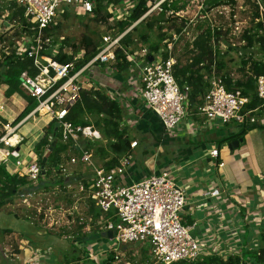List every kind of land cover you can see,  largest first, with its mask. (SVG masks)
<instances>
[{
    "label": "built area",
    "instance_id": "2783aa9c",
    "mask_svg": "<svg viewBox=\"0 0 264 264\" xmlns=\"http://www.w3.org/2000/svg\"><path fill=\"white\" fill-rule=\"evenodd\" d=\"M98 0H12L17 6L23 7V18L29 26L23 32L22 40L15 47V54L23 53L32 59V68L36 74L31 76L28 71H23L20 78V89L29 98L36 102L35 107L17 124L5 123L0 133V167L3 166L11 176L24 177L26 184L19 189V197L24 200L34 195V190H26L31 186L36 187L46 176L47 168L38 162V156L34 151L28 153V160H19V147L25 138L17 131L31 118L48 117L49 123L58 124L60 140L69 144L76 150L58 166V171L63 176L68 174V166L78 164L87 165L90 172L77 175L74 180L78 182L74 187L70 184L64 186L73 190V206L68 211V216L78 212L75 203L83 201L84 206L91 203L99 211L104 220L98 219L102 226V232L111 231L112 240L116 245L139 244L148 247L149 253L158 264H171L182 260L194 261L206 255L204 248L199 247L201 241L192 237L189 227L183 223L182 213L186 205V195L182 187L175 182L171 170H162L157 174L148 175L138 181L124 184L123 176L131 164L130 153L121 156L116 166L106 168L96 165L92 158V150L83 146V141L91 143L103 141L100 132L92 125H75L67 120L69 112L79 100L82 90H97L90 81H83V75L93 76L99 67L104 72L111 74L115 63V49L120 46L122 37L141 19L151 12L160 13L162 6L172 0H148V10L143 17L134 23L128 30L116 36L104 35L98 52L88 62L77 67L82 55L77 53L73 61L60 63L54 59L59 52L62 38L55 44L53 36L46 30L57 25V19L62 14L85 16L92 14ZM107 13L109 21H123L130 16L133 0H100ZM172 14V12L168 13ZM177 15V13H176ZM0 19V26L10 25ZM11 28L16 26L13 22ZM8 29V28H7ZM6 29V30H7ZM185 30V29H183ZM163 41L162 47L157 52H150L145 47L136 54H127L130 63L128 68V81L134 85L133 96L138 99L144 108L153 115L158 116L164 133L167 135L186 134L182 124L188 126V133L194 131L198 123L218 122L221 125H264V75L255 79V95L260 104L254 108L248 107L250 97L243 95L240 90L228 91L221 77L216 74L215 66L211 73L204 76L207 89L201 98V103L196 111L191 113L189 109V87L179 86L174 75L177 61L173 57L174 43ZM169 43L171 45H169ZM166 47H165V46ZM79 51V52H80ZM7 53V51H4ZM63 53L72 55L64 47ZM164 53L167 57L164 58ZM152 60L149 61L148 57ZM110 72V73H108ZM97 74V73H95ZM197 118L198 120L196 121ZM132 121L122 120V126L132 125ZM49 140H52L49 137ZM137 146L136 141H131L130 149ZM47 154V150L43 157ZM209 156L217 159L218 149L210 150ZM10 158H15L14 165L10 164ZM217 166L223 163L217 162ZM57 171V170H56ZM215 197L219 190L214 189L206 193ZM82 220V217H80ZM229 255H213L226 258ZM241 255V254H236Z\"/></svg>",
    "mask_w": 264,
    "mask_h": 264
},
{
    "label": "rangeland",
    "instance_id": "374dc122",
    "mask_svg": "<svg viewBox=\"0 0 264 264\" xmlns=\"http://www.w3.org/2000/svg\"><path fill=\"white\" fill-rule=\"evenodd\" d=\"M176 1L178 3V6H184L180 11L177 12V15L174 14L173 16L168 14L169 20L166 16L164 20L159 19L160 15L156 11L151 12L149 15L142 19L144 21H142V23L137 27V32L132 35V54L139 53L144 47L149 51L150 43H158L161 47L164 40H160V35L164 34L166 35V38L169 37V42H171L173 39H177L174 43L173 51V57L175 58L177 63L181 65L187 64L192 56V53L186 52V50L184 49V45L186 43H191L196 37L198 31H200L196 28V26L206 21L211 27H214L218 31H220L218 37L214 38L211 42L212 47L219 53H221V56H219L218 59L222 66L219 70H216V74L218 76L229 75L233 80H238L242 78L243 74V68L241 65L242 60H246L250 57L257 61H264V49H261L257 42H254L251 48H243L246 45V41L242 37L245 30H249L250 34L257 33L258 35H260V32L257 31L256 28H254V23H256V21H253V0H235L233 4H222L206 13L203 12V0ZM11 2L12 0H0V19L2 18V16H4V20L10 24L6 25L5 23L4 26H0V35H3L2 40H0V59L1 53L3 51H10L11 49H14V47L18 46L17 44L22 40L23 36V34L20 33V30L16 28V26L11 28V25H14L13 22H16V20L13 21L10 19V13L15 11V9L9 10ZM100 5L102 6L101 15H104V13H107L106 8L104 7V4L102 2H100ZM95 17L96 16L94 13L85 16H76L69 14L67 15V17L61 14L57 19V24L59 26L53 34V41L56 43L57 41H59V38H62L66 41V44L64 45L66 46L65 48L67 52L70 51L71 54L76 55L75 53L78 50H85L84 44L82 43L83 37H87L88 39H90L92 46L99 47L104 35L116 36L121 33V30L116 23L119 21H109L108 19L110 16H108L107 21L103 23L101 21H96ZM172 17H177V19ZM180 19L184 20L187 25L186 29L183 30V32L179 35L176 34L174 30H176V28L180 26ZM149 24H151L152 26L151 29L147 27V25L149 26ZM141 35H147L148 42H143L140 39ZM169 45L171 44L169 43ZM78 53L79 56L82 55L81 51ZM113 72L114 70L112 68L111 74H107L104 72V69H102V67H99V70H95L93 72V76L91 77V74H88V78L87 74H84L82 80L85 82L87 80H91V82L101 92L117 100L121 108L125 109L128 107V94L126 93H128V90L133 92L134 85L130 84L127 76L124 74L125 79L121 84L122 90L120 93V97H114V95H110L107 90H112L116 82L113 79ZM116 90L118 89L115 88L113 91ZM32 102L33 105L36 104L34 100ZM26 105L27 102L19 95L13 94L9 97L6 96L4 87L2 86V84L0 85L1 118H5L6 121L13 123L14 119L21 113V107H26ZM143 113V109H140L139 115L143 116ZM262 115L264 116V112L262 113ZM126 117L123 116L122 119ZM1 118L0 122L5 123ZM89 119L90 121L94 120L93 117H89ZM262 121L264 124V119H262ZM190 124L191 123L185 126L184 124H182L181 128L186 130V135L191 136L185 138L190 141V144L192 146H197L199 144L195 142L194 136L197 135L202 138V136H205L206 133L211 132H214L217 135L219 132L213 131L212 128L219 127L221 125L218 122L207 123V125L205 126L198 123L194 126V131L189 134L187 128ZM48 126V117H33L23 125H21L17 132L21 134L25 138V140L19 147V160H28V153L30 151H34V143L43 137L44 132L47 130ZM232 126L235 129L237 127H240L236 126L235 124H233ZM260 129L264 130V127ZM238 130L239 129H236V131ZM257 133L264 134L259 129L257 130ZM134 134H136L135 136H137L138 138L135 137ZM183 134L184 133L178 134V137L173 140V148L169 146L168 143L170 149L168 150L167 148L165 149V146L163 144H159L157 141H154L152 139V142H155L157 146L150 145L149 143H140L139 145V141L142 140H140L141 136L135 133L133 127H130L129 136L131 138V141H133V139H135L136 141L139 140V147L134 150L133 154L131 155L132 159L134 160L132 163H136L137 165L141 163V165L143 166H152V164H155L153 161L158 159V153L161 152L160 159L163 160L164 164H169V161L173 162L169 164V168H167L166 170H171V172H173L176 184L182 187V185H184V182L183 180L178 178V173L175 172V167L176 164H180V162H182L180 158L185 152L182 147L190 146L189 144H183ZM262 136L263 135H261V137ZM204 143V145L208 149H210L211 146L215 145L216 142L206 140L204 141ZM100 145L103 146L102 149L105 148L104 151H97L100 149ZM99 146L100 147L91 149L93 152L92 160L96 165L104 166L105 163L113 156V154H111L110 150L107 149L104 139L103 141H100ZM143 148L147 150L148 155L142 157L140 152H142ZM222 149L223 151L229 153L227 145ZM72 155L73 154L70 153V156ZM169 156H171V158ZM176 157L179 158V161L175 159ZM223 157L226 158V155H222L221 160L224 161ZM9 160L10 164L14 165L16 159L10 158ZM66 167L68 170V174L65 176H63L62 172L56 171V167L50 168L48 170L50 172H48L44 180L40 182L45 186H41L40 191L34 193V195H32L30 199L24 200L23 198L19 197V195L21 194L19 191L21 186H19L17 188V191H15L12 195L5 198L3 205L0 207V264H91V260L95 261L96 264H106L105 261L107 259L110 264H158L153 259L148 249L145 250L146 246L144 245L128 244L127 246H119L116 245L115 242H113L114 240L102 238L99 235L95 236L102 225L99 224L98 221L94 222L93 219L89 220L90 215L87 214L88 209H86V207L84 206L83 201H79L76 204L79 213H75L73 216H68V211H70L74 199L72 198L71 194L65 192V188H63L62 182H64L66 179H70L68 181L73 182L71 185L75 186L78 183H75L76 180H74L76 176L90 172L91 168L83 164H78L73 168L68 165ZM214 167H212L213 171H215L216 169ZM221 171L222 170H219V172ZM37 186H39V184ZM28 189L29 188H26V190ZM40 207L42 208V210H40ZM49 208L51 210L46 211ZM45 211L48 214V219L46 220V222H43ZM184 214L185 211H183L182 216ZM80 217H82V220L80 219ZM99 218L100 220L105 219L104 216L100 215ZM27 221H30L36 227H43L45 231L47 230L48 232H56L61 234L63 236L61 239L62 242H57L58 244H56V246L60 247V249L56 252L51 251L53 254L50 253V251H45V253H41L38 255V253L36 254L35 251H33V255L31 257L24 256L23 248L32 247L31 241L29 240L27 242V240L25 239V234L30 235L31 232H34L33 227ZM51 221H56V223L51 228H48L47 224L48 222L51 223ZM94 236L98 239H96L95 242L90 245L81 244L80 241H77L76 245L69 244V242L72 243L71 241H76V239H74L76 237L79 238L78 240L82 241L87 239V237L88 239L90 237L94 238ZM68 237H71L73 239H68ZM222 237H226V235H222ZM29 238L31 240H34L35 236H31ZM41 238L47 239L44 237ZM241 240L242 242L244 241V239L242 238ZM262 244L264 246V243ZM199 247L205 248L206 245L204 242H202ZM34 254L39 258H36ZM51 254L53 256H51ZM85 254H87V256H85ZM65 257L68 263L64 261Z\"/></svg>",
    "mask_w": 264,
    "mask_h": 264
},
{
    "label": "trees",
    "instance_id": "16d2710c",
    "mask_svg": "<svg viewBox=\"0 0 264 264\" xmlns=\"http://www.w3.org/2000/svg\"><path fill=\"white\" fill-rule=\"evenodd\" d=\"M100 2V0L97 1L93 13L96 16V21H101L104 23L107 21V17L110 15L108 13H104V15H101L102 6L100 5ZM132 2L133 7L131 9L130 16L126 20L116 22L121 30V33L128 30L134 23L139 21L148 10V0H133ZM234 2L235 0H203V12L206 13L222 4H233ZM177 4L178 3L176 0H172L169 5L164 4L162 6V11L158 13L160 15L159 19L164 20L166 16L169 20L168 13L170 12H172L171 15L174 16V14L180 11L184 6H178ZM252 5L254 8L253 21H256V23H254V28H256V30L260 32V35H258L257 33L250 34L249 30H245L242 37L246 41V45L243 48H251L254 42H257L260 48L264 49V0H253ZM12 9H15V11L10 13V19L13 21L16 20V28H18L20 30V33L22 34L25 31L27 34H29V31H27L28 28H26L27 26H29V24L26 23L23 18V7H19L14 2H11L9 10ZM67 15L69 14H64V16L66 17ZM172 18L177 19V17ZM142 21L144 20L141 19L138 24H135L122 37V39L120 40L121 47H117L115 49L114 53L116 61L112 66L114 70L113 78L119 80L121 83H123L125 75L127 76L128 68L130 66V63L127 60L126 56L127 54L132 53V35L137 32V27L142 23ZM180 22V26L177 27L176 30H174L175 33L179 35L183 32V29H186L187 25L184 20L180 19ZM58 26L59 25L57 24L54 28L46 30L47 34L53 36L55 30L58 29ZM147 27H149V29L152 28L151 24H149V26L147 25ZM196 28L200 31H198L194 40L191 43H186L184 45V49L186 50V52L192 53V56L187 64L181 65L177 63L174 72L179 86L181 88L184 85L189 87L188 99L189 109L191 113H194L196 111V107L200 105L201 98L206 92L207 84L204 80L205 74L209 75L211 73L212 66H215V70H219L222 66L218 59L219 56H221V53L215 50L211 45L212 40L218 37L220 31H218L214 27H211L206 21L197 25ZM160 36V40L162 41L169 39V37L166 38V35L164 34H161ZM2 38L3 35H0V40H2ZM140 39L143 42H148L147 35H141ZM52 42L55 44L54 41ZM82 43L84 44L85 50H80L84 51V55L82 60L78 61L77 67L88 62L98 52V47L92 46L90 39H88L87 37H83ZM64 44H66L65 40H63L60 44L59 52L54 57V59L60 63H68L70 61H73L74 57L73 54L68 55L62 52L64 47H66ZM161 47L158 43H150L149 51L157 52ZM80 50H78L75 54H77ZM15 51V47L14 49L7 51V53L3 51L1 53L0 59V85L2 84L6 86L5 95L9 97L13 94H16L22 97L27 102L26 107L14 119L13 124H17L35 107L32 102L33 100L27 97L21 91L19 76L23 71H28L31 76H34L36 74V70L31 67L32 59L28 58L24 53L21 56H18L15 54ZM166 57L167 54L164 53V58ZM241 65L243 68L241 79L233 80L229 75H220L219 77H221L224 81L226 89L228 91L240 90L243 95L250 97V103L248 107L254 108L260 104V101L255 95V79L258 76L264 75V61H257L249 57L246 60H242ZM123 110L124 109L121 108L117 100L105 95L99 89H89L82 90L80 92L79 100L71 108L67 117V120L75 125H92L100 132L103 139L105 140L107 149H109L111 154H113V156L105 163L104 167L106 168L116 166L121 156L130 153L131 138L129 136V128L121 125L123 120L122 118L123 116H125ZM149 112L150 111H148V115H153L151 112ZM89 117H93L94 120L90 121ZM153 121L156 120L153 119ZM240 127H242V130L238 133L221 139L218 143V147H220L221 143L223 142L232 141L238 137L244 136L250 130L262 128L263 126L257 124H249L240 125ZM134 131L140 132V130L137 128L134 129ZM49 137H51L52 140H49ZM82 144L88 150L101 146H99L100 141L95 143L83 141ZM49 148L51 149L49 150ZM102 148L103 146H101L97 151H104L105 148ZM46 150V157H43V154ZM70 151L72 153L76 152V150L72 149L69 144L63 143L60 140L58 130L55 129L54 123L52 122L49 123V126L44 132L43 137L34 144V152L38 156V162L42 166H45L47 168V173L50 172L48 171L50 168L54 167H56V170L58 171L59 164L64 161V159L69 155L68 153H70ZM63 183L64 182H62V185ZM0 184L1 207L5 198L17 191V188L19 186H24L26 184V180L24 179V177L17 178L11 176L8 172H6L5 168L1 166ZM89 212H91L94 222L100 219L99 215L101 214L97 209L95 210L92 204L90 205ZM98 235L100 236V233ZM260 242L264 243L263 232L260 234ZM147 249L148 247H146L145 250ZM85 256H87V254H85ZM64 261L67 262L66 257ZM105 262L106 264H110L108 259ZM90 263L96 264L93 260H91ZM171 264H264V246L260 245L257 248H253L252 250L242 251L241 255H231L226 258L210 255L203 256L194 261L182 260Z\"/></svg>",
    "mask_w": 264,
    "mask_h": 264
},
{
    "label": "crops",
    "instance_id": "0c3cea01",
    "mask_svg": "<svg viewBox=\"0 0 264 264\" xmlns=\"http://www.w3.org/2000/svg\"><path fill=\"white\" fill-rule=\"evenodd\" d=\"M113 79L116 81L115 86L112 90H107V92L112 96L114 95V97H120L122 83L115 78ZM2 86L5 91V85ZM115 88L118 90L113 91ZM126 94H128V107L123 110L125 117L127 116L125 119H130L133 122L130 127L140 130V132L135 131L137 135L141 136H139L140 140L142 139L141 141L138 140L139 145L140 143H149L150 145L157 146L155 142H152V140H154L159 144H163L165 149L167 148L170 150L169 146H173L172 142L178 137V134L173 136L164 133L162 125L158 119L154 115H148V110L133 96V92L128 90V93ZM24 108L25 107L22 106L20 112H22ZM140 109H143L144 111L143 116L139 115ZM1 119L3 122L5 121V123H10L6 121L5 118ZM153 119L156 121H153ZM195 119L196 121L198 120L197 118ZM5 123L0 122L1 128ZM232 125L233 124L229 123L220 125L219 127L212 126L213 131L219 132L217 135L214 132H211L206 133L202 138L197 135L194 136L195 142L199 143L197 146H192L190 141L185 138L191 136L183 134V144H189L190 146L182 147L185 151L180 158L182 162L176 164L175 167V172L178 173V178L184 182L182 187L186 195L183 223L185 226L189 227L193 238L201 241V243H205L206 247L204 250L206 255H236L241 254L242 251L252 250L253 248L263 245L262 242H260V234L262 232L264 233V134L257 133V130L259 129L263 133L264 130L260 128L250 130L244 136L238 137L232 141L223 142L221 143V146L218 147V143L221 139L234 135L242 130V127H237L236 129L239 130L236 131ZM262 126L264 127V125ZM126 127L130 128L129 126ZM135 135L136 134H134V136ZM261 135L263 136L261 137ZM241 138L242 142H240L236 148H233L232 150L228 148V144ZM206 140L214 141L216 143L208 149L204 145V141ZM133 141L136 140L133 139ZM138 141H136L137 146L130 149L131 155L134 150L139 147ZM226 145L229 153L222 149ZM215 147L218 149L219 156L217 159H212L209 156V152ZM160 153L161 152L158 153V159L153 161L155 164H152V166H143L141 163L137 165L136 163H132L134 161L132 159L126 174L123 176L122 182L124 184L135 182L148 175L157 174L158 172L169 168V164L173 162L169 161V164H164L163 160L160 159ZM140 154L142 157L148 155L147 150L144 148ZM222 155H226V158L223 157L224 161L221 160ZM169 157L171 158V156ZM175 159L179 161L178 157ZM217 162L223 163V166H217ZM71 167L73 168V166ZM212 167L216 168L215 171H213ZM219 170L222 171L219 172ZM72 183L73 182L66 179L63 183V188ZM41 186L45 185H42L41 183L36 187L30 185L29 189L34 190L36 193L40 191ZM214 189L219 190V195L212 197L206 194ZM65 192L72 196V190L65 188ZM76 204L77 203H75L74 206H76ZM88 204L89 206L85 207L88 209L87 214L90 215L89 220H91L92 215L91 212H89L91 203ZM40 210H42L41 207ZM50 210L51 209L49 208L46 211ZM46 211L44 212L45 215L43 222H46L48 219ZM27 222H29L34 229V232H31L30 235L35 236V239L31 240L29 238L31 236L25 234V239L27 242L29 240L31 241L32 247L23 248L24 256L31 257L33 251L39 255L45 253V251H50V253H52L60 249L56 244H58L57 242H62L61 239L63 236L61 234L48 232L47 230L45 231L43 227H36L30 221ZM55 223L56 221H51V223L48 222L47 227L51 228ZM99 231L100 230H98V232ZM98 232L95 236L100 233V237L108 239L107 236L102 235L104 232ZM222 235H226V237H222ZM69 238L71 240L73 239L71 237H68V239ZM91 238L92 237L88 239L87 237V239L81 241L76 237L74 238L76 241H71L72 243L68 242L71 245H76L77 241H80L81 244L90 245L98 239ZM241 238L244 239L243 242ZM52 254L51 256H53ZM36 258L39 257L36 256Z\"/></svg>",
    "mask_w": 264,
    "mask_h": 264
},
{
    "label": "water",
    "instance_id": "95a60500",
    "mask_svg": "<svg viewBox=\"0 0 264 264\" xmlns=\"http://www.w3.org/2000/svg\"><path fill=\"white\" fill-rule=\"evenodd\" d=\"M148 60L151 61V60H152V57L149 56V57H148ZM154 116H155L156 118H158V116H157L156 114H154ZM55 126L57 127L58 124L55 123ZM240 142H242V138H241V139H238L237 141H233L232 143L228 144V148H229L230 150H232L233 148H236ZM50 149H51V148H49V150H50ZM102 235H103V236H107L108 239L112 240V232H111V231H107V232H105V233H102Z\"/></svg>",
    "mask_w": 264,
    "mask_h": 264
}]
</instances>
